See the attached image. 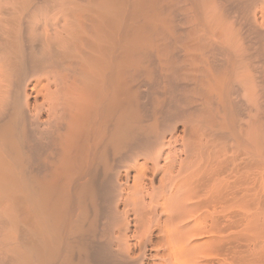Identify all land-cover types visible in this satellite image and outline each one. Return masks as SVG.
Listing matches in <instances>:
<instances>
[{"label": "bare ground", "instance_id": "6f19581e", "mask_svg": "<svg viewBox=\"0 0 264 264\" xmlns=\"http://www.w3.org/2000/svg\"><path fill=\"white\" fill-rule=\"evenodd\" d=\"M0 264H264V0H0Z\"/></svg>", "mask_w": 264, "mask_h": 264}]
</instances>
